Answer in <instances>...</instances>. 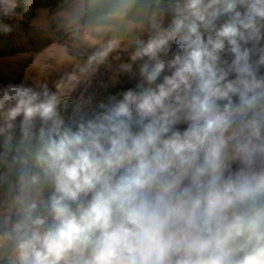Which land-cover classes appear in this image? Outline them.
Segmentation results:
<instances>
[{"label":"clouds","instance_id":"9594fccd","mask_svg":"<svg viewBox=\"0 0 264 264\" xmlns=\"http://www.w3.org/2000/svg\"><path fill=\"white\" fill-rule=\"evenodd\" d=\"M69 27L84 71L139 30L134 83L0 84V264H264V0H74Z\"/></svg>","mask_w":264,"mask_h":264},{"label":"rangeland","instance_id":"374dc122","mask_svg":"<svg viewBox=\"0 0 264 264\" xmlns=\"http://www.w3.org/2000/svg\"><path fill=\"white\" fill-rule=\"evenodd\" d=\"M31 2L0 0V84L47 85L70 105L89 97L95 102L123 90L129 79L120 69L130 62L131 41L142 35L139 30L101 37L104 42L116 36L118 42L102 63L84 71L88 57L100 45H91L83 39L82 30L77 34L69 27L74 0H65L55 10L32 9ZM73 75L78 78L72 82L74 87L69 83L62 89L57 87Z\"/></svg>","mask_w":264,"mask_h":264},{"label":"trees","instance_id":"16d2710c","mask_svg":"<svg viewBox=\"0 0 264 264\" xmlns=\"http://www.w3.org/2000/svg\"><path fill=\"white\" fill-rule=\"evenodd\" d=\"M65 0H32L31 8H45L48 10H55L58 8Z\"/></svg>","mask_w":264,"mask_h":264},{"label":"crops","instance_id":"0c3cea01","mask_svg":"<svg viewBox=\"0 0 264 264\" xmlns=\"http://www.w3.org/2000/svg\"><path fill=\"white\" fill-rule=\"evenodd\" d=\"M64 80H66V81H64ZM64 80H63V82H62V85H64V87H66L67 83H69V78H65ZM133 83H134V81H130V80H129V81L125 84L126 86L124 85V86H123L124 88H123V87H122V88L125 89V88H128V87H131V86L133 85ZM121 90H122V89H121Z\"/></svg>","mask_w":264,"mask_h":264}]
</instances>
